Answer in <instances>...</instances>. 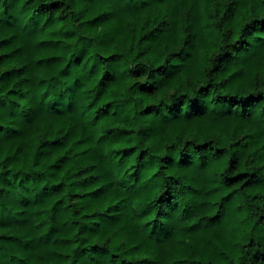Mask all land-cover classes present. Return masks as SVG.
Returning a JSON list of instances; mask_svg holds the SVG:
<instances>
[{"label":"trees","instance_id":"trees-1","mask_svg":"<svg viewBox=\"0 0 264 264\" xmlns=\"http://www.w3.org/2000/svg\"><path fill=\"white\" fill-rule=\"evenodd\" d=\"M0 264H264V0H0Z\"/></svg>","mask_w":264,"mask_h":264},{"label":"clouds","instance_id":"clouds-1","mask_svg":"<svg viewBox=\"0 0 264 264\" xmlns=\"http://www.w3.org/2000/svg\"><path fill=\"white\" fill-rule=\"evenodd\" d=\"M213 104H217V103H220L221 104V106H226V104H223L222 102H220V101H215V100H213V101H211Z\"/></svg>","mask_w":264,"mask_h":264}]
</instances>
